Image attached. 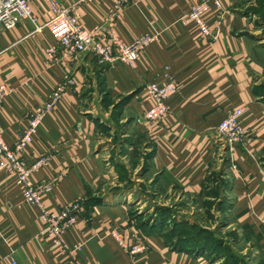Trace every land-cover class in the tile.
I'll list each match as a JSON object with an SVG mask.
<instances>
[{
  "label": "crops",
  "instance_id": "0c3cea01",
  "mask_svg": "<svg viewBox=\"0 0 264 264\" xmlns=\"http://www.w3.org/2000/svg\"><path fill=\"white\" fill-rule=\"evenodd\" d=\"M58 1L64 5L76 0ZM196 1L123 0L122 9L110 18L114 0L78 7L87 28L114 29L127 41L163 30L136 68L121 62L103 65L93 55L50 64L45 48L54 42L51 33L30 35L27 21L0 34V80L13 91L0 105V129L9 144L22 133L30 111L44 104L67 75L77 79L44 118L24 158L32 164L42 155L48 157L33 174L35 181H53L46 206L58 212L80 202L78 221L65 238L70 245L85 242L77 255L83 264H225L224 258L206 252L176 248L165 239L164 227L146 232L136 226L131 205L152 202L136 189L145 182L163 196L175 190L174 204L186 196L224 199L231 221L227 228L249 226L258 239L257 246H250L257 250L254 262L264 264V94L256 89L264 79L262 17L250 10L255 0H223L228 13L219 38H203L194 23L179 21ZM33 7L41 21L47 19L50 11L44 0ZM166 66L179 82L178 92L168 100L169 114L157 124L138 123L148 107L146 85L166 81ZM120 100H125L120 124L130 122L145 137L149 147L144 150L152 152L146 169L138 174L139 165L134 170L139 183L128 190L110 160L118 145L110 134L116 131L110 113ZM239 107L246 108L242 124L249 132L241 144L229 148L216 139V131ZM80 120L83 132L77 126ZM125 135L120 141L128 138ZM143 174L147 178L140 177ZM217 188L219 198L204 195ZM114 229L130 245L142 239L146 252L132 255L112 235ZM13 259L16 264H75L46 236L38 208L24 202L14 180L0 173V264H13Z\"/></svg>",
  "mask_w": 264,
  "mask_h": 264
},
{
  "label": "built area",
  "instance_id": "2783aa9c",
  "mask_svg": "<svg viewBox=\"0 0 264 264\" xmlns=\"http://www.w3.org/2000/svg\"><path fill=\"white\" fill-rule=\"evenodd\" d=\"M38 0H0V34L2 31L14 29L21 21L31 24L30 35L49 30L54 42L45 48L48 63L62 64L65 61L76 60L79 56L93 55L100 64L121 62L136 68L142 61L147 47L159 42L163 30H152L139 35L131 41L125 40L116 30L106 29L104 26L87 28L80 21L77 14L78 7L84 3H93L97 0H76L62 5L58 0H44L50 11L47 19L41 21L34 11V4ZM123 7V0H114V6L109 11V18ZM228 9L223 0H197L192 4L187 16L179 20L182 23H194L203 38L216 40L220 35V28L226 18ZM108 18V19H109ZM215 18V23L211 19ZM169 66L165 67L166 81L153 80L146 85L145 101L148 107L144 108L138 123L157 124L168 116L170 108L168 100L179 90V82L168 74ZM77 85L74 76L67 75L48 96L46 102L30 111L22 133L13 144H9L0 129V173L8 174L21 190L24 202L33 205L39 210V220L44 226L46 236L50 237L64 250L75 264H83L77 255L85 242L73 245L66 241L67 231L74 226L79 218L80 202L65 206L58 212L46 206L45 198L53 187V181H35L33 174L47 163L46 155L29 164L24 158L25 150L33 144L39 133L44 118L55 110L62 100L63 94ZM4 82L0 80V105L12 94ZM245 107L232 111L218 126L216 139L229 148L241 144L249 130L242 124ZM78 129L83 132V123H77ZM112 235L119 244L132 255L145 253L148 246L142 239H136L130 245L124 235L118 230H112ZM13 264L16 260L13 259Z\"/></svg>",
  "mask_w": 264,
  "mask_h": 264
},
{
  "label": "rangeland",
  "instance_id": "374dc122",
  "mask_svg": "<svg viewBox=\"0 0 264 264\" xmlns=\"http://www.w3.org/2000/svg\"><path fill=\"white\" fill-rule=\"evenodd\" d=\"M255 1L256 5L250 6V10L258 12L262 17L261 38L264 39V0ZM256 89L264 94V79L260 85L256 86ZM107 99L105 98L106 101ZM106 101L104 102L105 108L108 109L110 103ZM124 102L125 100H120L116 103L110 113V118L116 124V131L109 133L114 134L113 141L118 143L117 147L111 151L113 153L110 160L119 176L118 181L123 185L124 189L128 190L134 187V183H139L134 180L138 178L134 170L139 165H141V168L138 174L143 169H146L145 167L149 165L152 152L144 150L149 147L148 144L144 145L145 137L130 122L127 125L120 124L123 118L121 113L124 112ZM116 132H118V135ZM123 134H129V136L125 135L128 138H125V141H120V135ZM118 154L121 157L123 156L122 159H120L121 157ZM140 177L147 178V175L144 176L143 174ZM151 186H149L148 182L142 183L141 188L140 185L136 186L141 197H152V202L146 205H131L130 214L132 219L135 220L137 227L145 229L146 232H150V228L161 231L164 227L161 232H164L166 237L170 238V240L173 239L175 242H177L178 238H181L179 235L193 234L192 237L198 238L195 242H198L199 245L202 244V246L205 245L206 254L212 257L224 258V262L228 261L232 264H255L254 253L257 250L251 249L250 246H257L258 239L254 236V232L249 226L238 227L232 225L227 228L231 221L225 214L228 204L223 203L224 199L223 201H217L218 199L211 201L203 195L197 197L186 196L174 204L175 198L173 196L175 190H173L174 193L163 196V194L154 193ZM219 191L220 189L217 188L204 195L214 193L213 195L219 198ZM195 242L190 246H195ZM246 245L247 249L245 248ZM262 257H264V254H262Z\"/></svg>",
  "mask_w": 264,
  "mask_h": 264
},
{
  "label": "trees",
  "instance_id": "16d2710c",
  "mask_svg": "<svg viewBox=\"0 0 264 264\" xmlns=\"http://www.w3.org/2000/svg\"><path fill=\"white\" fill-rule=\"evenodd\" d=\"M164 233V232H163ZM204 233V232H203ZM185 235V236H184ZM193 234H182V235H179V237L181 238H178L177 242L170 240V238L166 237L165 234V239L167 240L168 243H173L174 246L178 249H181V250H187V251H199V252H206V247L205 245L202 246L198 244V242H195L196 239L198 238H194L192 237ZM184 237V238H183ZM183 238V239H182ZM186 238V239H185ZM195 242V246H190L192 245L193 243ZM205 244V243H204ZM225 264H232V263H229L228 261H225ZM236 264V263H235Z\"/></svg>",
  "mask_w": 264,
  "mask_h": 264
}]
</instances>
